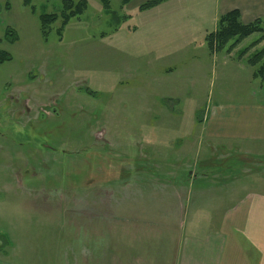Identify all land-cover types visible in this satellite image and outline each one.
Wrapping results in <instances>:
<instances>
[{
  "label": "rangeland",
  "instance_id": "374dc122",
  "mask_svg": "<svg viewBox=\"0 0 264 264\" xmlns=\"http://www.w3.org/2000/svg\"><path fill=\"white\" fill-rule=\"evenodd\" d=\"M87 1L62 35L58 20L44 38L40 15L62 0H32L36 12L0 0V49L12 56L0 64V264H119L123 222L154 215L144 188L120 194L117 182L132 177L121 166L133 162L144 183L162 178L154 162L202 163L210 108L264 100L247 63L261 34L225 64L232 52L206 46L213 28L198 17L177 25L173 4Z\"/></svg>",
  "mask_w": 264,
  "mask_h": 264
},
{
  "label": "crops",
  "instance_id": "0c3cea01",
  "mask_svg": "<svg viewBox=\"0 0 264 264\" xmlns=\"http://www.w3.org/2000/svg\"><path fill=\"white\" fill-rule=\"evenodd\" d=\"M165 3L173 4L177 25L187 26L198 17L212 32L219 18L233 10L244 24L264 22V0ZM207 30L202 32L205 40L212 33ZM233 55L223 58L225 64ZM202 122L200 138L208 153L202 163L154 162L152 169L163 173L162 178L145 184L135 178L141 170L137 165L127 160L121 166L132 177L117 182L120 194L125 196L129 187L144 188L142 193L154 196V215L137 211L135 217L143 221L123 222L119 264H264V100L216 103ZM152 186L154 191L148 192Z\"/></svg>",
  "mask_w": 264,
  "mask_h": 264
},
{
  "label": "trees",
  "instance_id": "16d2710c",
  "mask_svg": "<svg viewBox=\"0 0 264 264\" xmlns=\"http://www.w3.org/2000/svg\"><path fill=\"white\" fill-rule=\"evenodd\" d=\"M123 5H128L131 0H122ZM170 0H150L139 6L140 11H147L153 9ZM106 10H110V0H101ZM25 6L32 8L36 12L35 7L32 6V0H23ZM88 9L87 0H62L61 7L53 13H42L40 15L41 32L44 38L50 34L52 25L58 20L62 21L61 27L57 30L59 35H62L63 30L69 25L74 18H79ZM255 34H261V38L255 41L252 49L264 42V22L256 20L250 24H244L241 20V14L238 10H233L221 16L217 23V28L214 32L206 36V41L211 52H219L225 49L228 53L235 51L246 39ZM6 38L15 42L18 40V35L14 30H7ZM248 53V49L242 51V58ZM12 56L7 51L0 49V64L11 61ZM249 66L254 68V78L264 80V46L254 52L253 55L247 58ZM200 121L201 116H197Z\"/></svg>",
  "mask_w": 264,
  "mask_h": 264
}]
</instances>
